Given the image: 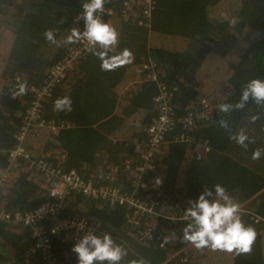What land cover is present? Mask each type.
<instances>
[{"label": "trees", "instance_id": "1", "mask_svg": "<svg viewBox=\"0 0 264 264\" xmlns=\"http://www.w3.org/2000/svg\"><path fill=\"white\" fill-rule=\"evenodd\" d=\"M82 2L0 0V209L23 213L57 201L49 196L43 174L30 166L31 161H43L63 171L74 169L84 182L133 194L151 208L152 214L140 216L133 207L110 205L107 200L69 191L65 196L68 206L57 220L47 223L59 226L72 216L97 224L96 234L108 233L127 249L121 264L132 260L144 264H264V106L250 99L243 110L227 114L218 110L221 103L238 102L242 87L250 80H264V0H152L145 26L137 25L140 6L124 14L123 0H106L104 6L112 14L103 21L119 33L114 51L131 50L132 63L101 71L100 61L90 51L73 62L48 93L39 95L51 67L76 46L51 45L43 33L55 30L62 41L68 30H83L82 20L74 23ZM240 46L239 54L231 59L230 54ZM211 59H217L216 74L221 76L213 92L203 83L204 66ZM145 64H153L156 82L145 79L150 72L143 68ZM129 66L140 70L141 79L135 92L128 90L125 102L118 104L116 90ZM20 81H27L28 91L13 97ZM159 84L165 87L175 126L154 159L156 169L138 178L134 171L140 161L137 146L146 140V130L158 114L159 103L154 98ZM64 96L70 97L72 110L54 111L53 102ZM203 98L210 103L209 118L184 126L181 119L198 111ZM34 103L37 116L23 141L30 160H11L8 152L16 144L14 136L25 126ZM256 115L260 118L252 122L250 118ZM135 119L139 128L129 139L115 142L113 135ZM221 119L228 122L227 131L219 127ZM240 129L252 141L247 149L229 139ZM205 144L208 151L198 159ZM256 149L262 154L253 160ZM136 182L145 187H136ZM216 184L239 203L243 222L256 231L250 254L198 251L181 243L186 223L181 217L187 201ZM74 236L80 238L82 233L59 230L51 237L56 264H76L71 251L78 242ZM32 245L27 227L0 221V264H43L39 254L29 253Z\"/></svg>", "mask_w": 264, "mask_h": 264}, {"label": "clouds", "instance_id": "2", "mask_svg": "<svg viewBox=\"0 0 264 264\" xmlns=\"http://www.w3.org/2000/svg\"><path fill=\"white\" fill-rule=\"evenodd\" d=\"M105 3L106 0H83L81 11L74 19V23L83 21V30L72 28L60 41L56 38V31L48 29L43 33L45 41L57 47L62 44H85L92 55L100 61L101 71H115L132 63L134 55L131 50L125 48L118 53L114 51L119 44V33L112 25L102 20ZM27 91V81H20L13 92V97L23 96ZM250 99L258 107L264 106V80H250L242 87L238 102L221 103L218 110L223 114L233 109L243 110ZM53 108L57 112H70L72 101L68 96L57 98L53 102ZM259 118V115H256L250 119L255 122ZM218 125L226 131L229 129L226 120H219ZM229 139L244 149L252 142L243 129L230 134ZM261 154V150L256 149L252 153V159H260ZM155 183L159 185L161 181L157 179ZM181 219L186 222L180 237L181 243L190 244L198 251L207 249L235 256L250 254L252 251L256 231L245 225L241 218L239 203L235 202L220 184L214 185L211 189H204L194 201H187ZM71 251L77 257V264H121L128 255L127 249L117 244L110 234L98 235L94 229H89L80 237ZM129 264L144 262L132 260Z\"/></svg>", "mask_w": 264, "mask_h": 264}, {"label": "built area", "instance_id": "3", "mask_svg": "<svg viewBox=\"0 0 264 264\" xmlns=\"http://www.w3.org/2000/svg\"><path fill=\"white\" fill-rule=\"evenodd\" d=\"M151 1L152 0H123L124 14L133 13L135 8L140 6L141 11L137 15V23L139 26H145L146 21L149 19L151 11ZM112 14L111 8L104 6V12L102 13V20L105 15L110 16ZM83 26V21H82ZM90 49L83 43L76 44V46L69 51V53L63 57L58 63H56L48 73V81L45 82L43 90L38 93L39 95L46 94L49 92L50 87L58 83L67 72L72 67V63L79 59L82 55L90 53ZM148 72L145 79L151 81H157L155 74L153 73V64H145L143 66ZM159 92L154 98L155 102L159 103L158 114L152 119L150 125L146 130V140L141 142L137 146L139 151L140 161L135 165L134 171L137 173V177L153 171L156 169L154 159L157 154L160 153L161 147L165 143L166 135L174 128L175 119L173 117L172 106L168 102V97L166 96L165 87L163 85H158ZM34 107L30 109V116L25 126H22L18 133L14 136L16 144L8 152L9 158L14 160L16 158L29 159L23 141L28 134L29 126L36 119L37 116V103L33 104ZM198 111L194 113H189L184 118L181 119L184 126H191L194 121L198 122L201 119L207 120L209 118L210 103L205 99H200L198 102ZM38 125H42L38 123ZM183 140V136H181ZM143 147H139V146ZM208 151V146L205 144L202 152L197 155L199 159L201 155ZM30 166H35L42 174L45 183L48 187L49 196L51 198H57V201H47L44 202L31 211L26 212H7L4 209H0V221L5 223H20L27 227L30 231V237L32 239L33 245L29 253L39 254L43 264H56L57 259L52 251L51 237L59 230H69L74 229L82 236L89 230L94 229L97 233L99 226L93 223H87L83 219L78 217L68 216L63 219L61 225L47 226L49 221H55L58 219V215L62 210L68 206V202L65 196L69 191H75L86 197L93 199H104L109 202L110 205H127V207H133L140 216L150 215L153 213L151 208H149L145 202L141 201L139 198L134 197L133 194L128 195V193H121L118 188L110 187L107 184L97 185L92 182H84L78 176L74 169L68 171H63L62 169L52 168L43 161H31ZM130 167V161L126 164L125 168ZM115 170V168L113 169ZM1 174V172H0ZM145 187L142 183L136 182V187ZM83 226V227H82ZM146 235V231H145ZM147 235L148 231H147ZM146 235V236H147ZM74 241H78L79 237H71ZM75 260L77 264V257L75 255Z\"/></svg>", "mask_w": 264, "mask_h": 264}, {"label": "crops", "instance_id": "4", "mask_svg": "<svg viewBox=\"0 0 264 264\" xmlns=\"http://www.w3.org/2000/svg\"><path fill=\"white\" fill-rule=\"evenodd\" d=\"M136 68V66H129L122 79L121 84L118 86L116 90V102L118 104H122L125 102L124 96L128 90H133V92H135L134 89H136L141 79L140 70H137ZM136 128H139L137 119L125 124L121 128V130L118 131L119 133L116 132V135H113L114 141L120 143L129 139L131 134L134 132V129Z\"/></svg>", "mask_w": 264, "mask_h": 264}, {"label": "rangeland", "instance_id": "5", "mask_svg": "<svg viewBox=\"0 0 264 264\" xmlns=\"http://www.w3.org/2000/svg\"><path fill=\"white\" fill-rule=\"evenodd\" d=\"M132 21H133V19H132ZM137 25H138V23H137ZM241 48L242 47L240 46L239 48H236L234 51H233L234 48H232L233 53H232V57H231V54H230V58L233 59L234 57H236L239 54V50ZM230 50H228L227 53L228 52H232ZM218 68H219V66H218V63H217V59H211L207 63V65L204 66L203 72H204L205 80L203 81V83H204V86L206 87V89L208 88V90L210 92H213V89L215 88V85H218V82L216 80H218V79L220 80L221 79V76L217 77V74H216V71L218 70Z\"/></svg>", "mask_w": 264, "mask_h": 264}, {"label": "water", "instance_id": "6", "mask_svg": "<svg viewBox=\"0 0 264 264\" xmlns=\"http://www.w3.org/2000/svg\"><path fill=\"white\" fill-rule=\"evenodd\" d=\"M258 219L256 218L255 221H257Z\"/></svg>", "mask_w": 264, "mask_h": 264}, {"label": "flooded vegetation", "instance_id": "7", "mask_svg": "<svg viewBox=\"0 0 264 264\" xmlns=\"http://www.w3.org/2000/svg\"><path fill=\"white\" fill-rule=\"evenodd\" d=\"M152 121V120H151ZM151 123V122H150ZM150 125V124H149Z\"/></svg>", "mask_w": 264, "mask_h": 264}]
</instances>
